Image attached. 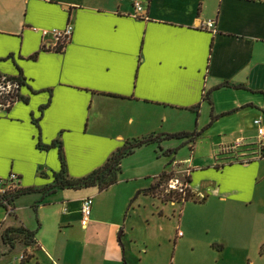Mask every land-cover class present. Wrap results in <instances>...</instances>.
Returning <instances> with one entry per match:
<instances>
[{"label":"crops","instance_id":"0c3cea01","mask_svg":"<svg viewBox=\"0 0 264 264\" xmlns=\"http://www.w3.org/2000/svg\"><path fill=\"white\" fill-rule=\"evenodd\" d=\"M134 3L142 4L141 17L134 16ZM210 19L214 29L201 26ZM68 24L72 36L63 50H54V35L41 31ZM20 74L24 101L0 108V177L17 173L22 188L51 184L60 169L58 148L42 147L56 140L76 178L104 165L128 140L191 132L193 123L220 125L218 134L205 136L216 152L196 156L198 136L181 140L192 157L173 160L198 198L180 205L197 207L179 216L186 230L176 232L174 249L184 241L192 252L204 244L207 255L237 248L248 264H264V192L257 189L264 156L243 164L231 158L259 142L256 119L264 126V0H0V75ZM209 91L212 104L204 98ZM236 139L244 143L238 153L218 154ZM173 140L161 142L162 148H174ZM156 145L127 156L119 180L103 191L33 193L39 196L31 222L17 209L21 198L12 208L0 206V264H168L163 251L150 247L151 237L129 225L138 197H152L144 192L152 183L138 184L143 176L123 168L127 158ZM252 164L248 188L232 186L245 182L241 172L231 176L234 168ZM87 196L94 204L84 228L81 201ZM235 217L245 225V239L237 243L221 234L235 227ZM11 227L35 231L33 245L26 246L32 257L24 263L21 244L9 249L3 243Z\"/></svg>","mask_w":264,"mask_h":264},{"label":"rangeland","instance_id":"374dc122","mask_svg":"<svg viewBox=\"0 0 264 264\" xmlns=\"http://www.w3.org/2000/svg\"><path fill=\"white\" fill-rule=\"evenodd\" d=\"M0 108H2L0 106ZM264 117V116H263ZM192 127L191 132H197L200 133L199 138L197 139V142L195 144V154L196 156H199L200 154H212L213 152H216L218 147H213L212 142L210 139L205 138V136L209 135V133H216L218 134L219 131L221 130L220 125H214L211 126L209 122L205 125L199 124H194L190 125ZM257 140V139H256ZM173 144H176L174 148H177L176 153L170 156H166L165 153H163L165 150L164 148H160L159 145L152 146V147H145L143 151L144 154H136L132 158H127L124 161L123 168L128 171L131 175L138 174V176L142 175L143 177H140L139 180L137 181L138 184H143L145 187H149L153 181H155V177L158 176L160 173H162L164 170L170 171L173 168L172 172V178L179 180V184L183 186V191L177 190V189H167L164 190V187L169 186L170 180H164L162 182V186L160 188V196L161 197H148L145 196L144 194H141L138 199L137 203L134 204L135 211L137 212L136 215L130 214L129 217V225L133 223L134 229L133 233L137 235H144V236H150V247L154 249H159L160 251H163L166 257V260L168 261V264H248V261L241 255V251L237 248H226L224 253H210V254H205V249L204 244L199 243L195 247H193L195 250L192 252V246L189 244V242L184 241L183 245L178 246V248L175 250V236L176 232L179 231H184L185 226L184 222L183 225H181V220H179V216H183L181 214H184L185 212H190V209L192 208L195 209L197 206H193L191 201H188L184 203L183 208L180 206L183 202L182 199L189 194V184L186 182V176L187 173H179L177 172V165L173 166V160H178V161H185V159L192 157V149L189 145H184L181 140L174 139ZM256 147V146H254ZM257 148V147H256ZM194 149V148H193ZM255 148H247V149H241V151H245L248 155V157L252 158L250 162H256L260 161V158H257L253 154ZM241 153H238L231 157L234 163H241L240 160L238 159L237 156H239ZM262 155L264 156V150ZM232 156V155H231ZM230 158V157H229ZM239 159L241 157L239 156ZM261 171L264 172V158L261 159ZM243 164V162L241 163ZM255 164V163H254ZM252 164L249 168H239L236 167L234 168V174L231 176H236L238 174L243 173V177L245 178V182L243 184V180H239L242 184H236L233 183L231 184L232 186H238L242 190H246L249 182L247 180H250V172H252L254 169H256V166L253 167ZM3 168V167H2ZM176 168V170H175ZM232 168V169H233ZM4 169V168H3ZM39 171V170H38ZM241 172V173H240ZM234 178V177H233ZM178 184V185H179ZM209 182H204L201 185L203 188H206L208 186ZM258 191L264 192V175L259 179V185H258ZM200 188L195 189L196 192H198ZM173 192L171 197L174 198V201H168L167 203H162L161 199L165 197L166 194ZM190 189V199L189 200H198L197 196L192 194ZM39 195H34V194H28L23 197L17 202V209H20V212L24 214V217L28 220L30 217H32V210H33V200L35 197H38ZM175 202V203H172ZM94 201H92V208H93ZM166 204V205H164ZM163 210L162 216H160L161 211ZM185 215L184 221L187 217ZM139 216V217H138ZM242 220V218H241ZM236 223L231 226V229L229 230L228 228L224 229V232L221 234L227 235V238L229 237L230 240L235 241L236 243L239 241H243L245 239L244 235V229L245 225L239 223V219L235 217L234 220ZM243 221V220H242ZM31 222V221H30ZM186 222V221H185ZM150 227H149V226ZM198 228V225H196V229ZM235 230V231H234ZM243 230V232H242ZM233 231V232H232ZM232 232V234H231ZM201 235L203 238L206 235V229L202 228ZM22 239L16 241V244H21L25 251L29 253L27 250V247L25 245V242L29 241L32 243L31 238H24V235L22 234ZM30 254V253H29ZM174 255V259H173Z\"/></svg>","mask_w":264,"mask_h":264},{"label":"trees","instance_id":"16d2710c","mask_svg":"<svg viewBox=\"0 0 264 264\" xmlns=\"http://www.w3.org/2000/svg\"><path fill=\"white\" fill-rule=\"evenodd\" d=\"M44 49H47L46 46H44ZM63 48L59 47L57 51H61ZM1 77V75H0ZM10 80L17 81L20 87L23 83H25L24 78L22 75H18L16 77H7ZM224 85H228V83H224ZM229 86V85H228ZM234 87H243V85H234ZM20 89V88H19ZM206 100H211V92H207L204 97ZM24 97L21 96L20 90L17 92L15 96L4 98L1 101V107L4 108V110H9L10 107L18 100H23ZM5 100H9L8 104L5 102ZM215 116L213 115L212 119L215 120ZM212 120V121H213ZM200 135V133L197 132H174V133H152L149 135H144L132 140H128L125 142V144L117 149L115 152H113L109 158L107 159L106 163L99 168L97 167L94 169L91 173L84 177H70L67 168H66V159L65 155L62 149V143L60 140H56V142H53L52 144L45 145L42 148H58V154L60 159V169L58 172L54 173V179L51 184H48L42 188H34V187H19V185L10 190L6 191V193H0V206L2 208H12L15 205V201L20 199L21 197L28 195V194H40L41 198H44L46 195H53L55 194L59 189H84L88 187L96 186L98 190L103 191L107 189L110 185L115 184L119 180V175L122 172V163L123 160L127 156H131L135 150L138 148L150 144H157L162 149L161 142L170 140V139H178V140H184L185 143H189L192 141H195V139ZM177 148H169L165 150L163 153H165L166 156L173 155L176 153ZM239 157V156H237ZM242 163V162H241ZM173 168L170 171L164 170L162 173H160L156 178L155 181L151 184V186L144 190L146 194L151 195L152 197H161L160 196V188L162 186V182L164 180H170L172 176ZM186 182L190 183L191 178L189 175L186 176ZM187 183V184H188ZM168 187H164V190H167ZM192 192V191H191ZM173 192H170L165 195L164 198L161 199L162 203H167L168 201H174V198L171 197ZM193 194V193H192ZM190 189L189 194H187L186 197H184L183 202L190 199ZM194 196V194H193ZM193 201H197L194 199ZM182 202V203H183ZM22 234L24 235V238H31L32 242H34L35 238V231L29 230L24 227H11L3 231L2 237H3V243L9 246V249H12L15 245V242L19 239H22ZM23 240V239H22ZM26 246L32 245L31 242L27 241L25 242ZM31 254L24 252V256L21 259L22 263L28 261L31 258Z\"/></svg>","mask_w":264,"mask_h":264},{"label":"built area","instance_id":"2783aa9c","mask_svg":"<svg viewBox=\"0 0 264 264\" xmlns=\"http://www.w3.org/2000/svg\"><path fill=\"white\" fill-rule=\"evenodd\" d=\"M134 16L136 17H141L143 14V6L141 3H134ZM215 22L213 19L207 20L205 21L201 26L207 29H214L215 28ZM43 37L48 36L50 34L54 35V39L56 42V45H52V47L54 48V50H57L59 47L63 48L66 41L68 40V38L70 36H72L73 33V28L72 26H70V24L67 25L66 28H64L63 30H59V29H43L42 31ZM46 46V45H45ZM47 48H49L48 46H46ZM51 47V46H50ZM20 85L18 84L17 81H13L8 79L5 76H1L0 77V106H1V101L4 98L7 97H12L15 96L17 94V92L20 90ZM9 100H5V102H7V104ZM254 124L257 126V134H258V138H259V142H254L253 145L255 144V150L252 153V155H255L257 158L263 157L262 153L264 150L263 144H262V139L264 137V126L261 125V120L256 119L254 121ZM243 147L244 143L242 139H236V141L234 143L231 144H222L219 147V152L218 154H233V153H238L239 151V147ZM247 152H244L242 154H240L239 156L241 157L240 160L243 163H248L251 160H253L252 158L248 157L247 154H245ZM236 155V154H235ZM261 155V156H260ZM260 156V157H259ZM19 176L17 173H11L7 178H2L0 177V193H6V191H10L14 188H16L19 183ZM179 180L177 179H171V182H169V186H168V190L169 189H177L180 191H183V186L179 184ZM179 184V185H178ZM92 201L93 198L90 196H87L85 198L82 199L81 201V218H80V222H81V226L86 228L89 225L90 222V216H91V212H92ZM178 236H181L182 233L179 231L177 232ZM52 264H57L56 262H52Z\"/></svg>","mask_w":264,"mask_h":264}]
</instances>
